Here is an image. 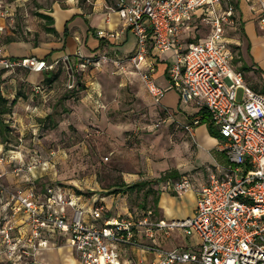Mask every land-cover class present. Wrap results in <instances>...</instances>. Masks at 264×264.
I'll return each mask as SVG.
<instances>
[{
    "label": "built area",
    "instance_id": "2783aa9c",
    "mask_svg": "<svg viewBox=\"0 0 264 264\" xmlns=\"http://www.w3.org/2000/svg\"><path fill=\"white\" fill-rule=\"evenodd\" d=\"M219 2L116 0L115 11L135 37V51L124 59L102 54L82 57L79 63L83 67L107 61L120 65L124 61L138 73L154 103H160L167 89H174L181 103L205 109L226 161L195 189L192 214L165 219L153 208H145L141 213L109 215L103 203L84 208L77 202L78 195L61 185L45 184L40 192L33 179L27 178L26 184L11 189L0 182V264L5 261L3 257L7 264H18L20 258L47 248L54 235L66 241L79 264H124L120 250L132 246L152 255L150 260L140 256L141 264H264V94L245 84L241 71L234 67L223 36V24L233 8L228 5L220 9ZM199 8L204 9L203 18L211 23L212 31L203 40L183 45L176 37ZM6 16L0 3V20ZM258 25L264 30V0L258 2ZM3 28L0 23V32ZM97 35L105 34L99 29ZM149 47L158 52L172 50L167 89L152 78L146 59ZM56 62L33 54H0V65L7 70L42 72L51 70ZM39 89L38 84L33 85V90ZM164 111L173 119L171 111ZM200 119L198 112L180 127L191 133ZM7 157L9 162L13 160L0 152V162ZM38 163H27L26 171ZM20 169L14 167L13 171ZM192 188L186 175L160 181V190L176 194ZM19 226H26L27 232L20 234ZM175 229L186 237L196 236L192 249H165L154 241L157 233L167 238Z\"/></svg>",
    "mask_w": 264,
    "mask_h": 264
},
{
    "label": "rangeland",
    "instance_id": "374dc122",
    "mask_svg": "<svg viewBox=\"0 0 264 264\" xmlns=\"http://www.w3.org/2000/svg\"><path fill=\"white\" fill-rule=\"evenodd\" d=\"M64 1L0 0L7 14L0 32V54H5V40L8 38L37 45L55 39L56 36L46 28L47 21L36 13L47 14L53 3L63 5ZM230 1L234 5L236 0ZM239 22L235 23L238 36L226 27L229 36L239 38L236 56L240 59L234 67L242 72L245 84L264 94V52L255 42L250 56ZM257 27L264 32L258 24ZM6 51L9 52L10 48L7 47ZM77 62L59 59L48 70L56 75L51 83L47 80L51 75L42 71L43 78L38 84L44 89L50 88L47 97L33 90V85L26 81L32 71L23 68L7 70L0 65V95L8 104L15 99L10 105L11 112L2 116L8 128L3 141L9 149L2 151L0 144V152L11 155L16 151L18 158L28 160L14 164L7 157L0 162V182L4 186L24 185L32 172L35 175L40 173L37 188L41 190L45 184H58L75 194L79 191L80 204L84 208L101 199L106 210L114 214L128 215L142 207L153 208L165 219L190 214L192 194L160 190L159 176L171 170L177 162H184L186 166L180 169L181 175H186L193 187L210 172H218L224 166V155L217 153L219 164L204 162L200 150L197 155L196 148H192L188 134H184L182 143L186 149L182 151L179 133L183 129L166 117L165 111L158 108L152 97L148 102L140 95V87L145 86L128 63L123 61L117 65L107 61L82 67ZM110 63L111 67L107 65ZM88 80H93L100 89L103 104L100 109H96L90 98L82 97L89 87L86 85ZM240 96L241 89H238V98ZM79 102L85 108V116L75 111L74 105ZM29 161L39 163L34 170L27 172L25 168ZM151 163L155 165L152 173ZM14 167L22 169L13 171ZM143 181L146 184L140 188H127ZM148 187L152 190L149 193L146 192ZM157 193L159 196L153 201ZM1 206L2 202L0 210ZM157 237L158 246L165 249L180 242L189 244L197 240L195 235L185 237L179 229L171 231L167 238ZM66 247V241L54 235L49 238L47 248H39L16 262L64 264L72 259ZM131 251L136 264H141L138 262L139 247L132 246ZM2 260H5L1 261L2 264H7L6 257Z\"/></svg>",
    "mask_w": 264,
    "mask_h": 264
},
{
    "label": "crops",
    "instance_id": "0c3cea01",
    "mask_svg": "<svg viewBox=\"0 0 264 264\" xmlns=\"http://www.w3.org/2000/svg\"><path fill=\"white\" fill-rule=\"evenodd\" d=\"M258 2L259 0H236L234 5L230 0H220L219 2L218 6L220 9H224L228 5L232 6L233 8L231 17L223 24L225 46L232 52L233 64L237 63V61L240 59L236 56V53L239 52V49H236V47L239 46V38H232L231 36H229L226 32V27L232 29V33L235 36H238L237 27L235 24L238 21H240L239 24H241V32L247 40V46H249V54L251 52L252 45L253 47H255V42L256 44H258V46H260L261 51L264 52V32L259 31L257 27ZM115 6L116 0H65L63 2V5L55 2L51 5L47 14L53 18V27L56 30V34L54 35L56 36V38L45 40L39 43L37 46H33V44L29 42L18 43L13 41L5 46V54L8 56H22L33 54L38 57L48 58L50 59V61H58L59 59L67 58L75 63L78 61V64L80 63L82 57H90L94 55L99 56L102 54L113 59H124L135 51L136 40L132 32L128 29L127 26L124 25L122 18L115 11ZM234 7L236 8V10H234ZM203 12V8L195 10L191 17V20L187 24L182 26L180 32L176 37L179 43L184 45L188 41L203 40L210 35L212 31V25L209 21L203 18V16L205 15V13ZM0 23L2 24L3 22L0 20ZM99 29L103 30L105 35H97V31ZM7 47L10 48L9 52L6 51ZM146 59L147 63L151 65L150 73L155 83L167 89L169 85V81L167 78V68L169 64L173 62L172 50L158 52L152 47H149V52ZM252 62H254V60H252ZM107 65L111 67V63ZM45 71L47 72V70ZM43 72H30L26 78V81L31 83L32 85L38 84L39 80L43 78ZM86 85L89 87L84 90V94L82 96L83 99L85 96H87V99L90 98V102H93L96 109H100L103 104L100 101L101 95L98 85L94 84L93 80H88ZM38 91H40V93L44 97H47L49 96L50 88L44 89V87L40 86V89ZM140 95L148 102L151 101V96L147 93L145 87L143 86L140 87ZM157 106L161 110L168 109L169 111H171L173 113V119H170V121L177 123L176 125H178L179 127L180 123L188 122L192 115L201 111V108L197 107L194 103H181L178 93L174 89H167L163 98L161 99L160 103L157 104ZM74 108L75 111L81 112V116H85L83 114L85 112V108L82 106V103L79 102L76 106L74 105ZM179 134V143L181 144L182 151L186 149V145L182 143L183 138H185L184 134H188L192 141V148H196L197 155H199V152L201 153L204 162L207 160L212 161L214 165L219 164L217 153H221L223 155L219 143L220 139L219 137L211 136L209 134L207 124L205 122L195 126L191 133L186 132L183 129V131L181 130ZM198 150L200 151L198 152ZM10 156L13 157L14 162L13 160L11 162L14 164H23V162L28 161L25 159H21L20 157L18 158L16 151L12 152ZM30 162L32 161H29L28 163ZM184 166H186L184 162H177V164L172 167V170L177 171L179 176L181 175L180 169ZM150 167L151 173L154 172L155 165L151 163ZM35 168H33L32 170H34ZM194 170H196V168H194ZM32 174L33 175L31 177L27 176V178L33 179L35 182L34 184L36 185L41 174L38 173L37 175H35L33 172ZM178 176L176 178H178ZM200 181L201 180H199V182L195 186H193L191 190L185 191L180 194L183 195L189 193L193 196V198H191L190 214L182 217L190 216L192 214L196 199L195 189L204 180L201 182ZM18 185L19 184L7 187L13 188L14 186L17 187ZM65 190H69V188H65ZM79 201L80 200L78 197L77 202ZM163 207L164 209H166L165 206ZM107 212L109 215H120L118 213L114 214L111 211ZM157 215L158 217H162L159 216V213ZM182 217L170 216V218ZM27 230L28 229L26 226H22L19 228V233L21 234L27 232ZM158 235L163 238L162 234L157 233L156 237L154 238L155 242V239L158 238ZM52 237L53 236H51L50 238ZM151 242L152 241H150V243ZM196 242L197 241L189 244H187L186 242H180L172 245L167 249L183 248L190 250L193 248V245L196 244ZM122 248L125 249V253L123 252V249L120 250L121 253H123L122 256L124 264H130L132 260V264L133 262L134 264H136V258L131 257L133 256L131 254V247ZM66 250L67 254H69L72 259L69 262L66 261L64 264H79L77 260L74 259L68 246L66 247ZM140 256H143L146 260H150L152 258V255L148 252H140L139 257ZM50 263L55 264V262L53 261H51Z\"/></svg>",
    "mask_w": 264,
    "mask_h": 264
},
{
    "label": "trees",
    "instance_id": "16d2710c",
    "mask_svg": "<svg viewBox=\"0 0 264 264\" xmlns=\"http://www.w3.org/2000/svg\"><path fill=\"white\" fill-rule=\"evenodd\" d=\"M39 17L41 18H44L46 21H47V30L50 32V33H53V34H56V30L55 28L53 27V18L48 15V14H45V13H36ZM15 40L13 39H6L5 40V44H8L10 42H13ZM33 46H37V43H34ZM48 72V76L50 77H47V80L49 83H51L54 78H56V75L49 71ZM15 103V99L11 102V104H14ZM11 104H8V101L5 97H3L2 95H0V144L2 145V151L6 150V149H9L8 148V145L5 143V141H3L5 139V133H6V130L8 129L7 128V124L4 122L3 120V115L4 114H8L11 112V108H10V105ZM200 123H203L205 122L207 124V129L209 131V134L211 136H216V137H219V135L217 134V132L214 130V128L211 126L210 122L208 121V115L205 111L204 108L201 109L200 111ZM2 153V152H1ZM178 176V173L177 171L175 170H168V171H165L164 173H162L160 176H159V180H166L167 178H176ZM181 175H179L178 177H180ZM146 184L145 181L143 182H135L131 185H128L127 188H140L142 186H144ZM44 191V187L43 189L40 190V192H43ZM151 188L148 187L147 188V193L151 192ZM76 194H80L79 191L76 192ZM159 193H157L154 197H153V201L156 200L158 198V195ZM94 203H102L101 199H97L96 201H94ZM145 209V208H139V209H136L139 213L142 212V210Z\"/></svg>",
    "mask_w": 264,
    "mask_h": 264
},
{
    "label": "water",
    "instance_id": "95a60500",
    "mask_svg": "<svg viewBox=\"0 0 264 264\" xmlns=\"http://www.w3.org/2000/svg\"><path fill=\"white\" fill-rule=\"evenodd\" d=\"M67 65V64H66Z\"/></svg>",
    "mask_w": 264,
    "mask_h": 264
}]
</instances>
